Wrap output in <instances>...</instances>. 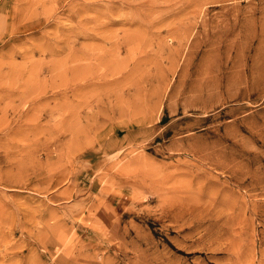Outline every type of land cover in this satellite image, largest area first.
Masks as SVG:
<instances>
[{
	"label": "rangeland",
	"instance_id": "rangeland-1",
	"mask_svg": "<svg viewBox=\"0 0 264 264\" xmlns=\"http://www.w3.org/2000/svg\"><path fill=\"white\" fill-rule=\"evenodd\" d=\"M0 264H264V0H0Z\"/></svg>",
	"mask_w": 264,
	"mask_h": 264
}]
</instances>
